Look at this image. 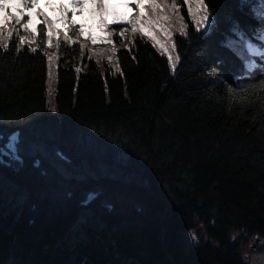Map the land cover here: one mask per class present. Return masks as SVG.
Listing matches in <instances>:
<instances>
[{"label":"trees","instance_id":"16d2710c","mask_svg":"<svg viewBox=\"0 0 264 264\" xmlns=\"http://www.w3.org/2000/svg\"><path fill=\"white\" fill-rule=\"evenodd\" d=\"M155 2L140 25L174 10ZM206 2L197 31L176 0L175 69L137 30L109 64L39 8L35 47L5 27L0 264H247L242 245L264 247V0ZM128 31L105 27L113 46Z\"/></svg>","mask_w":264,"mask_h":264},{"label":"rangeland","instance_id":"374dc122","mask_svg":"<svg viewBox=\"0 0 264 264\" xmlns=\"http://www.w3.org/2000/svg\"><path fill=\"white\" fill-rule=\"evenodd\" d=\"M123 1H126L127 5H131L129 8H126L128 14L127 19H110L111 4H113V6H119L123 4ZM147 1L148 0H143L142 9H138L135 6L136 0H116L114 3L112 0H107V10L103 11L99 7L98 0L97 6L94 5L93 0H91V4L86 3L81 11L77 12L72 4V0H55L52 5L53 8H47V11L45 7H48V4L44 5L43 0H38L36 6L21 8L19 10L24 13L19 24L14 25L13 21L9 19L4 27L13 25L17 29L24 31V24L27 23L28 31L24 33V36L21 35L24 38L22 42L30 47H35L36 43L32 38L35 35L36 26L39 24V20L35 14L36 8H39L50 20H52L56 28H62L66 30L67 33H71L72 39L80 44L82 48L87 49L90 53L98 52L99 58H103L104 63L113 64L112 57L114 51L126 44L132 30L140 31L147 36H155L159 43H156L154 40L153 42L157 45L159 50L163 51L168 57L169 53L162 45L172 44V37L174 35L176 36L177 33L181 34L182 23L177 15L174 14V10L168 9L167 13L163 10L159 12L160 17H167L166 20L155 24L153 27H149L147 24L140 25L138 19L142 13L145 14L144 6ZM193 3L195 4V0H193ZM61 5L64 7L61 8ZM10 11L14 14H19L16 7H11ZM130 20L132 23L129 25L128 21ZM110 24H123L129 29L128 33L125 35L124 41L118 46H113L107 39L105 27ZM164 29H167V31H164ZM169 32L171 33V40L168 38ZM29 36L30 38H28ZM262 37H264V32L261 35V38ZM248 49L253 53L257 52V49L252 46L250 47V45H248ZM44 51L47 53L48 58H51V60H49L48 79V94L50 96L53 90L54 71L59 54L55 47L50 44L44 46ZM171 67L173 68L172 64ZM98 69L100 71L103 70L101 62ZM15 139V136H13L7 145V150L10 154L14 153ZM256 240L258 241L256 242ZM241 257L247 264H264V247L261 245L260 240L250 239L247 243L242 245Z\"/></svg>","mask_w":264,"mask_h":264},{"label":"snow or ice","instance_id":"6c2138e0","mask_svg":"<svg viewBox=\"0 0 264 264\" xmlns=\"http://www.w3.org/2000/svg\"><path fill=\"white\" fill-rule=\"evenodd\" d=\"M38 2V0H0V43H3V38L5 37V34L10 37L14 32H17L18 30L15 29L14 27L11 29H6L4 26L6 25L7 21L11 19L13 21V24H19L21 22V18L23 17L24 13L22 11H19L21 8H26V7H31L35 5ZM75 2V0H74ZM93 2H97V0H93ZM99 7L101 10L106 11L107 10V0H98ZM183 3L188 6V13L189 15L192 16V19L195 21V24L197 26V31H200L202 27H210L211 22H212V12L210 5L206 2V0H195V6H196V11L193 10V0H183ZM126 7H129L131 5H125ZM135 6L138 9H142L143 7V0H136ZM11 7H16L17 10L19 11V14H14L10 11ZM64 6L61 5V8ZM150 8L158 9L160 7V4L156 3L155 0H152V3L149 4ZM171 7L178 11V6L176 4V0H173ZM39 15V13H38ZM116 15V13H114ZM262 17H264V12L261 13ZM143 17V13H142ZM167 17H158L154 21H149L148 26L153 27L155 23H160L163 20H166ZM45 21L49 23L50 21H47V17L45 16ZM129 23H132V21H128ZM234 31L237 32L238 35L243 38V33L239 29V26L237 24L236 27L233 29ZM24 31H28V24H24ZM164 31H167V29H164ZM181 33L185 34L184 31V25H181ZM168 38L171 40V33H168ZM264 38V37H262ZM21 41H23V37H19ZM152 39L156 42L159 43L158 40H156V37L153 36ZM7 46V45H5ZM168 51L169 56V62L172 64L173 69H175V64L176 61L180 59L179 55H176V45L174 43L170 45H162ZM251 47V46H250ZM35 51V49H33ZM51 60V58H49ZM260 86L264 87V80L260 81Z\"/></svg>","mask_w":264,"mask_h":264},{"label":"bare ground","instance_id":"6f19581e","mask_svg":"<svg viewBox=\"0 0 264 264\" xmlns=\"http://www.w3.org/2000/svg\"><path fill=\"white\" fill-rule=\"evenodd\" d=\"M55 0H43V4H48V7H45V10L47 11L48 9L47 8H53L52 5H53V2ZM113 3L116 1V0H112ZM112 6L110 7V19H127V11H126V8H129V7H126L125 5H127V2L126 1H123V4L122 5H119V6H113V4H111ZM114 13H116V15H114ZM130 25V23H129Z\"/></svg>","mask_w":264,"mask_h":264},{"label":"water","instance_id":"95a60500","mask_svg":"<svg viewBox=\"0 0 264 264\" xmlns=\"http://www.w3.org/2000/svg\"><path fill=\"white\" fill-rule=\"evenodd\" d=\"M258 240H256V242H257Z\"/></svg>","mask_w":264,"mask_h":264}]
</instances>
